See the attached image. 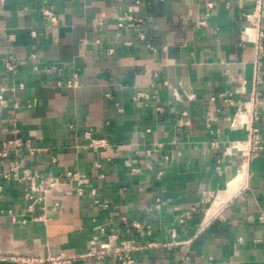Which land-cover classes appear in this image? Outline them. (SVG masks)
<instances>
[{
    "label": "crops",
    "instance_id": "1",
    "mask_svg": "<svg viewBox=\"0 0 264 264\" xmlns=\"http://www.w3.org/2000/svg\"><path fill=\"white\" fill-rule=\"evenodd\" d=\"M140 1L0 0V264H115L89 254L112 232L138 264H264V150L245 157L233 143L247 131L225 118L255 89L264 102L246 17L257 2ZM126 13L140 25L120 26ZM255 125L264 140V109ZM16 138L42 149L3 156ZM15 160L20 174L86 173L96 194L61 184L30 208Z\"/></svg>",
    "mask_w": 264,
    "mask_h": 264
},
{
    "label": "built area",
    "instance_id": "2",
    "mask_svg": "<svg viewBox=\"0 0 264 264\" xmlns=\"http://www.w3.org/2000/svg\"><path fill=\"white\" fill-rule=\"evenodd\" d=\"M204 1L209 9L215 4L214 0ZM255 1L257 2L256 10L251 14H247L246 17L253 23V27L250 29L255 32L253 41L256 48V61L253 82L257 85L263 78L261 68L263 65L262 56L264 52V29L262 26L264 13L262 11V0ZM140 3V0H136L134 8L136 9ZM126 19L131 20L130 25H140V21H142V19H140L139 22L136 23L133 16L126 13L125 16L121 18L119 25L123 26L126 23ZM243 35L251 36L252 34L249 31H244ZM139 36L144 38V32H139ZM5 64L9 70H15L18 66L14 59L7 60ZM79 84L80 78L78 72L73 73L66 81V85L70 87H76ZM225 100L228 103L233 101L231 97H227ZM260 109H264V102L261 93L255 89L248 99L236 101V110L234 112H227L225 114V118L231 127L235 129H245L247 131V139L245 141L233 143L234 147L247 158L257 157L264 150L263 137L260 129L255 125ZM105 144H107V140L98 135H92L90 137V145L95 149ZM10 146L14 147L13 151L9 148ZM41 149V147L35 146L31 139L16 138L4 143L3 156L13 154L15 157H18L22 152L34 154ZM12 163H14L13 172L9 173L8 177L21 181H30L31 183L32 191L27 194V197L33 199L29 205L30 208H33L36 203L45 202L46 196L61 184H71L79 195H85L87 188L90 186L92 194H96V189L92 187L90 178L86 173L75 171L68 172L66 175L45 176L34 173L30 168L25 167L23 173L20 174L18 170L22 161L15 160ZM96 201L98 202V200ZM43 206L45 208L47 207V205ZM259 220L264 222V210L260 212ZM24 221L25 220H23V222ZM98 228L101 232H108L104 225H99ZM115 238V233H109L108 240L101 243L97 250L89 254L99 258L112 257L115 260V264H138L137 259L132 255V251L138 248L135 242L133 240H122L117 242ZM78 256L79 255H58L43 259L41 257L21 255L19 253L3 255V257H9L25 264H74Z\"/></svg>",
    "mask_w": 264,
    "mask_h": 264
},
{
    "label": "bare ground",
    "instance_id": "3",
    "mask_svg": "<svg viewBox=\"0 0 264 264\" xmlns=\"http://www.w3.org/2000/svg\"><path fill=\"white\" fill-rule=\"evenodd\" d=\"M217 209V208H216ZM215 210L213 211V214H214ZM211 216V214H209Z\"/></svg>",
    "mask_w": 264,
    "mask_h": 264
}]
</instances>
